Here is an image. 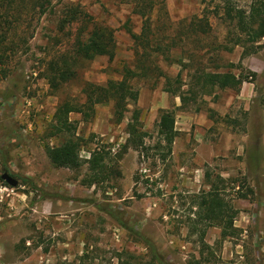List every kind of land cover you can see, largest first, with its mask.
Segmentation results:
<instances>
[{
	"label": "rangeland",
	"instance_id": "rangeland-1",
	"mask_svg": "<svg viewBox=\"0 0 264 264\" xmlns=\"http://www.w3.org/2000/svg\"><path fill=\"white\" fill-rule=\"evenodd\" d=\"M39 1L23 0L20 10L11 7L7 16L0 8V15L12 22L9 29H0L6 36L0 64V176L8 172L18 180L11 188L0 179V264L142 260L148 253L144 240L154 242L170 264H264V72L247 110L238 107L232 90L203 96L182 110L173 109L179 100L164 91L167 80L174 89L176 79L187 84L197 67L225 72L227 64H237L243 49L234 41L240 27L223 8L248 11L264 0H166L165 9L152 14V46H181L168 53L176 63L154 48L149 58L135 56L137 47L126 27L139 34L142 19L127 0H49L43 13L35 6ZM82 14L88 28L98 24L114 31L112 61L76 55ZM193 16H206L210 26L200 37L201 50L174 36ZM142 66L146 76L128 81L138 91L137 101L128 103L121 121L114 116L113 101L97 102L87 95L86 83L105 86L121 80L125 68L140 74ZM64 69L74 76L60 77ZM63 102L86 113L68 116L84 161L76 170L54 167L45 152L46 146L63 141L50 134ZM163 108L174 110L175 119L181 112L189 117L212 112L215 126L204 130L193 124L178 133L170 156L161 160L166 152L158 146L157 122ZM135 110L146 135L142 147L125 149ZM200 135L215 144L210 165L192 152ZM100 149L106 153L105 179L88 185L94 173L85 162ZM210 191L233 216V235L227 230L223 237L220 227L198 218L200 198Z\"/></svg>",
	"mask_w": 264,
	"mask_h": 264
},
{
	"label": "trees",
	"instance_id": "trees-1",
	"mask_svg": "<svg viewBox=\"0 0 264 264\" xmlns=\"http://www.w3.org/2000/svg\"><path fill=\"white\" fill-rule=\"evenodd\" d=\"M127 1L132 4V13L138 15L142 19V26L139 34L133 33L130 28L126 27L127 34L137 47L134 51L135 56L139 57L140 54V57L145 58V56L148 55L147 57L149 58L150 52L152 53V50L154 51L155 49V53H160L161 56L170 61V63H176L175 60L171 61L169 59L168 53H170L173 48L181 49V46H152L156 35L152 14L154 10L165 9L164 6L166 0ZM210 1L225 3V0ZM22 4L23 0H0V8L4 9L5 16H7L6 12H8L11 7L20 10ZM49 4V0H41L36 2L35 6L40 13H43L45 6ZM223 11L228 20H236L240 27L241 34L235 39L234 45L240 46L243 49L241 59L259 52L264 47V5L255 6L253 4L248 11H235L232 8L225 7L223 8ZM166 15L165 11V16ZM79 22L80 27L74 43L76 55L85 60H93L97 57H107L109 61H112L116 53L114 31L107 26L98 24H94L91 28H88V22L85 20L83 14ZM186 22L185 25L178 27L174 32V36L177 37L176 39L179 43L190 40L195 43L193 46L195 50H201L202 46H200V37L205 36L210 31L207 17L202 16L198 18L193 16ZM11 23L12 22L8 21L3 15H0V29H3V26L8 27ZM242 36L245 37V40H243ZM174 40L175 39H172L171 42ZM5 41L6 36L0 31V64H3L4 62L3 42ZM190 60L192 61L193 57H191ZM176 61L180 63L181 68H184V65L181 64L179 60ZM226 68L227 71L225 72H208L203 68L197 67L192 74L188 75L189 80L187 84L183 82L181 83V81L178 82V79H176L175 82L177 83V87L174 89L171 86L172 83L170 80H167L164 91L179 98V109L182 110L186 105L190 103L196 104L203 96H211L216 91L232 90L235 91V93H238L243 82H248L249 77H251L252 80L256 76L252 72H246L241 63H229L226 65ZM135 69L137 70L139 68L135 66ZM233 69L238 72L234 73L232 71ZM136 70L125 68L121 80H109L105 86L86 83V89L89 90L87 95H90L92 99L97 102L113 101L114 116L117 121H121L128 103L136 102L138 97V91L135 90L128 81L137 76H146V67H141L140 74H138ZM60 75L63 79L74 76L69 69L62 70ZM85 91V89L82 90L83 93H86ZM73 112L83 113L86 117V113L83 112L81 107L78 105L72 106L68 102L60 104L53 115L50 134L51 136H62L63 141L52 147L46 146L45 152L50 163L57 168L76 170L84 163V161L79 158V152L81 149L80 138L76 135V127L71 121H69L68 117L69 114ZM138 117L139 112L135 110L127 124L126 133L128 138L124 145L125 149L130 147L137 149L143 145L146 134L140 130ZM177 136L178 132L175 130V111L161 110L157 122V137L159 139L158 146L160 145L166 152L161 160L170 156L172 145ZM105 155L106 153L100 149L99 152H93L91 158L85 162L88 165L89 171L94 173L93 178L88 181V185H93L96 181H102L105 179L103 176L104 171L106 170L104 165ZM100 176L101 178H99ZM215 189L216 188L214 187V190ZM241 197L245 198L244 195ZM198 208L202 212V214H198V218L209 222L212 221L213 225L220 227L223 237H227L229 234L233 235L234 232L237 231L233 228V216L228 214L229 210L226 208L223 200L218 197L217 193L210 191L201 196ZM227 230H230L229 234L227 233ZM144 244L148 250L146 259L143 258L141 260L131 256L124 259L120 257L117 264H170L159 252L154 242L151 240H144Z\"/></svg>",
	"mask_w": 264,
	"mask_h": 264
},
{
	"label": "crops",
	"instance_id": "crops-1",
	"mask_svg": "<svg viewBox=\"0 0 264 264\" xmlns=\"http://www.w3.org/2000/svg\"><path fill=\"white\" fill-rule=\"evenodd\" d=\"M238 63H241V65L243 66L246 72H252L256 75L255 78H253L252 80L251 77H249L248 82H243L242 85L240 86L239 92L235 93L236 95L235 98L238 100V107L244 106V108L247 110L248 109L247 106L253 101L254 98L257 97L258 88H260L258 82L260 81L261 78H263V76L261 75L264 72V47L256 54L248 55L242 59L240 56ZM177 99L179 100V98ZM179 107H180V101L179 104H175L173 109L180 110ZM163 109L169 110L167 108H163ZM211 113H206V114L200 113V114H196L193 117L185 116L183 115L182 112H181L182 115L177 113L175 119V130L178 133L183 131H190L191 125L193 124L204 130L211 129L212 127L215 126V121H214L215 117ZM202 136L203 135H200L198 136V138L195 139L196 146L195 149L192 150V152L197 155L198 159L202 163L206 165H210L211 163L214 162L216 147L213 142L202 138Z\"/></svg>",
	"mask_w": 264,
	"mask_h": 264
},
{
	"label": "water",
	"instance_id": "water-1",
	"mask_svg": "<svg viewBox=\"0 0 264 264\" xmlns=\"http://www.w3.org/2000/svg\"><path fill=\"white\" fill-rule=\"evenodd\" d=\"M0 179L5 182L9 187L15 188L18 186V180L12 176H10L8 173H3L0 176Z\"/></svg>",
	"mask_w": 264,
	"mask_h": 264
},
{
	"label": "flooded vegetation",
	"instance_id": "flooded-vegetation-1",
	"mask_svg": "<svg viewBox=\"0 0 264 264\" xmlns=\"http://www.w3.org/2000/svg\"><path fill=\"white\" fill-rule=\"evenodd\" d=\"M4 173H8V172H4ZM10 176H12V177H14L15 178V176H13L12 174H10V173H8ZM3 182V181H2ZM5 183V182H4ZM6 184V183H5Z\"/></svg>",
	"mask_w": 264,
	"mask_h": 264
}]
</instances>
